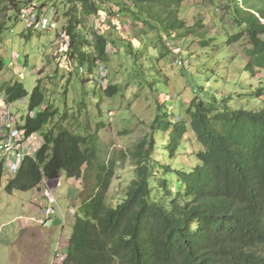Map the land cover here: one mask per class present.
<instances>
[{"label": "trees", "instance_id": "trees-1", "mask_svg": "<svg viewBox=\"0 0 264 264\" xmlns=\"http://www.w3.org/2000/svg\"><path fill=\"white\" fill-rule=\"evenodd\" d=\"M237 1L225 0L221 6L220 0H209L216 12L233 18L238 31L231 34L221 25L219 37L226 43L215 53L214 65L234 54L227 48L246 39L249 45L243 49L247 59L244 70L250 74L264 72V0H241L244 7ZM184 2L68 0L71 7L66 32L71 57L82 73L85 68L92 74L94 68L109 63V46H123L132 77L147 80L144 74L155 57L138 37L142 47L123 39L112 21L107 33L85 29L84 18L101 12L112 15L114 7L122 22H139L158 31L155 46L161 58L172 54L168 39L192 34L200 39L199 49L208 50L206 55L212 56L209 47L219 46L218 38L196 33L202 25H187L181 16ZM16 5L21 12L20 2ZM2 26L0 23V33ZM138 32L144 34L142 29ZM2 68L3 62L0 71ZM199 90L204 94V87ZM0 92L8 105L30 96L23 128L27 138L40 133L44 140L8 180L6 192L38 190L46 181L61 178L81 180L85 187L62 264H264V107L237 108L232 106V97L218 99L213 94L202 97L198 93L187 110L190 121L180 116L175 122L166 105H159L151 134L126 156L132 159L135 179L123 202L111 206L108 194L118 161L116 157L100 158L98 135L55 124L60 111L47 103L42 79L31 94L20 81L4 83ZM102 92L113 98L121 93V86L109 84ZM263 96L264 85L248 97ZM189 130L201 147L193 152L197 162L194 168H175L154 156L162 150L163 157L166 154L172 160L191 141ZM5 174L0 158V186Z\"/></svg>", "mask_w": 264, "mask_h": 264}, {"label": "rangeland", "instance_id": "rangeland-1", "mask_svg": "<svg viewBox=\"0 0 264 264\" xmlns=\"http://www.w3.org/2000/svg\"><path fill=\"white\" fill-rule=\"evenodd\" d=\"M19 2L21 11L35 10L50 18L53 28L41 33L33 31L31 38H27L24 35L25 24L19 18L20 11H17L16 3ZM237 2L244 7L241 0ZM225 3V0H220L221 6ZM70 7L68 0H0V19L4 28L0 33V63L2 59L5 62L0 71V87L4 83L20 81L31 94L37 86L38 77H41L43 87L46 89L47 103H51L60 111L54 123L62 124L75 132L91 131L98 135L100 158L108 160L116 157L118 161L116 175L108 194L109 205L117 206L125 199L127 188L135 179L132 159L126 156L140 141L151 134L150 126L157 116L159 105H166L168 111L173 113L172 120L175 122L180 116L190 121L187 110L198 93L202 97L204 94H213L218 99H222L223 96L232 97V106L237 108L264 107V96L258 99L248 97L263 87L264 72L257 70L250 74L244 70L247 59L243 49L245 45H249L246 39L227 48L229 53L234 54L228 55L218 66L214 65L215 53L226 43L222 36L219 37L223 31L221 25L227 26L231 34L238 31L233 18L225 12H216V7H211L209 0H185L181 16L188 26L202 25L196 28V33L206 32L209 37L218 38L219 46L209 47L212 56L206 55L208 50L199 49L200 39L193 37L192 34L187 38L173 36L168 39L167 44L172 54L161 58L155 46L158 31L148 29L139 22L136 24L129 20L122 22L119 16L114 14L118 11L117 7L113 8L112 15L101 12L97 16L84 18L85 29L107 33L112 21L117 25L118 33L123 39L132 40L136 47H142L139 40L148 46L155 58L150 61L152 66L146 69L145 81L143 76L132 77L130 74L127 53L123 46H109L110 60L108 64L101 66L103 69L101 71L99 67L94 68L92 74L85 68V74L81 73L80 67L69 71L73 60L70 46L69 48L63 46L59 35L66 32L69 26L70 17L67 13ZM141 29L144 34L138 32ZM26 31V34L31 32ZM178 57L183 66L177 64ZM144 63L147 64L146 61ZM134 81H139L140 84ZM150 83L153 85L152 88L149 87ZM109 84L120 85L121 93L113 98L105 97L102 91ZM163 85L165 90H162ZM201 87L205 88L204 94L201 90L197 91ZM11 111L17 121L23 123L28 113V99L14 103ZM109 113L114 114V118H111ZM3 118L4 115L0 111V119ZM33 138L35 140L32 142ZM188 138L191 141L187 142L172 160L168 159L166 154L163 157L162 150H157L154 156L175 168H194L197 162L193 152L201 147L192 130H189ZM162 139L159 138L160 141ZM43 142L42 134L35 133L29 138L27 145L39 143L41 147ZM12 176L6 172L0 186V264H28L27 261L30 259L36 261L37 249L45 247L50 258L48 259L46 253L42 258L43 264H60L66 254L61 250H64L65 242H69L75 215L80 210V193L85 191L82 181L62 178L58 187L56 180L47 182L52 188L56 187L54 195L59 207H56L57 213L49 219L50 221H46L49 224L45 228V235L49 242L39 243L38 235L32 236L30 231L25 232L21 229L35 224L31 222L30 202H36V194L31 191L8 194L5 187ZM43 189L47 191L48 187L44 185ZM46 199L42 201L48 206L49 201L47 199L46 202ZM57 253L61 256L56 255Z\"/></svg>", "mask_w": 264, "mask_h": 264}, {"label": "built area", "instance_id": "built-area-1", "mask_svg": "<svg viewBox=\"0 0 264 264\" xmlns=\"http://www.w3.org/2000/svg\"><path fill=\"white\" fill-rule=\"evenodd\" d=\"M19 18L25 24L26 29L30 31L47 32L49 29L51 30V28H53L51 19L45 15L39 14L35 10H22ZM59 38L60 41L63 42V46L66 45L67 48H69L70 37L67 32L60 33ZM74 62V60L71 61L69 71H74L75 68L79 67L78 64ZM176 62L178 65H183L180 58H178ZM101 66L99 68L100 71L103 70ZM79 70L82 73V69ZM5 98V95L0 92V111L4 115V118L2 120L0 119V158L4 161L6 172L9 175H14L21 168L25 158L27 156H33L34 154L27 146L29 138H27L26 130L23 128L24 122L21 123L17 121V118H15ZM109 116L114 118V115L111 113H109ZM56 181L58 182L56 187L60 186L61 179ZM56 187H48L45 193L49 205L43 210L44 217L41 219L31 218V222L44 225L48 219L57 213L56 207L59 204L54 195V189ZM56 255L61 256L60 253Z\"/></svg>", "mask_w": 264, "mask_h": 264}, {"label": "crops", "instance_id": "crops-1", "mask_svg": "<svg viewBox=\"0 0 264 264\" xmlns=\"http://www.w3.org/2000/svg\"><path fill=\"white\" fill-rule=\"evenodd\" d=\"M0 23H1V19H0ZM6 25V24H5ZM25 29H26V26H25ZM27 30V29H26ZM25 30V34L24 35H29V37L30 36H32V34H33V32H30V34H26V31ZM37 33H41V32H37ZM26 37H28V36H26ZM31 38V37H30ZM2 59V58H1ZM2 62L3 63H5L4 61H3V59H2ZM40 69V68H39ZM41 79V77L39 78L38 77V79H37V82L39 81ZM29 98H30V96L29 97H27L26 99H28V104H29ZM25 100V99H24ZM11 106H13V104L12 105H10V109H11ZM35 139L33 138V140H32V142L34 141ZM28 147H29V149H30V151H31V149H32V152H33V154L35 155V153H36V151L40 148V144L39 143H37V145H27ZM34 147L36 148V149H34ZM33 149H34V151H33ZM15 175V174H14ZM14 175L12 176V177H14ZM11 177V178H12ZM62 179V178H61ZM44 185H46L47 187H50V188H52L51 186H49L50 184L49 183H44L43 185H42V187L40 188V189H38V190H33V191H31V192H34L35 194H36V197H35V199H36V202H34V203H32V202H30V213H31V218H35V219H41V218H43L44 217V213H43V210L47 207V206H45V204L43 203V199H46V196H45V191L46 190H44L43 189V186ZM79 191V189H78V187H77V192ZM15 193V192H14ZM14 193L13 194H11V195H14ZM75 195H77V193H75ZM32 200H34V199H32ZM46 202H47V199H46ZM47 204V203H46ZM79 208V207H78ZM62 209V208H61ZM49 220V219H48ZM50 221V220H49ZM33 223H35V224H37V225H35V224H33V225H29V226H27V227H25V228H22L21 227V229L23 230V231H30L31 233H32V236H34V235H38V242L39 243H46V241H48L49 242V238H47V236L45 235V228L48 226V224H49V222H47L45 225H40V224H38V223H36V222H33ZM41 226H43V227H41ZM50 230V229H49ZM37 242V243H38ZM66 244H65V246L63 247V246H61V247H63V249L64 250H61V251H67V248H68V241L67 242H65ZM46 250V247L45 248H43V249H37V253H36V255L37 256H35L36 257V261H32V259H30V260H28L27 261V263L28 264H33V262H36L35 264H43V262H42V258H44L45 256H46V253H47V257H48V259L50 258V254L48 253V251L46 252L45 251ZM63 254H64V252H63ZM64 256L66 257V254H64ZM61 263L60 264H62V261H60Z\"/></svg>", "mask_w": 264, "mask_h": 264}, {"label": "water", "instance_id": "water-1", "mask_svg": "<svg viewBox=\"0 0 264 264\" xmlns=\"http://www.w3.org/2000/svg\"><path fill=\"white\" fill-rule=\"evenodd\" d=\"M57 182V181H56Z\"/></svg>", "mask_w": 264, "mask_h": 264}]
</instances>
